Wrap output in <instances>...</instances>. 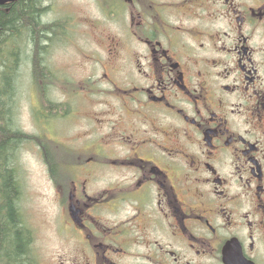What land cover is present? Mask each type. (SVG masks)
<instances>
[{
  "label": "flooded vegetation",
  "instance_id": "1",
  "mask_svg": "<svg viewBox=\"0 0 264 264\" xmlns=\"http://www.w3.org/2000/svg\"><path fill=\"white\" fill-rule=\"evenodd\" d=\"M92 3L105 22L77 33L95 73L49 61L65 31L40 46L41 96L28 64L29 143L66 249L46 264H264V0Z\"/></svg>",
  "mask_w": 264,
  "mask_h": 264
},
{
  "label": "trees",
  "instance_id": "2",
  "mask_svg": "<svg viewBox=\"0 0 264 264\" xmlns=\"http://www.w3.org/2000/svg\"><path fill=\"white\" fill-rule=\"evenodd\" d=\"M43 2L17 0L0 6V264H30L32 234L18 210L22 193L18 159L31 136L17 127L14 116L23 66L33 65L34 84L41 96L43 77L37 58L40 46L64 31L65 20L42 21L48 9Z\"/></svg>",
  "mask_w": 264,
  "mask_h": 264
},
{
  "label": "rangeland",
  "instance_id": "3",
  "mask_svg": "<svg viewBox=\"0 0 264 264\" xmlns=\"http://www.w3.org/2000/svg\"><path fill=\"white\" fill-rule=\"evenodd\" d=\"M42 5L48 7L47 12L42 16V21L49 23L54 20H62V22L65 20L63 22L65 23L63 41L58 45L59 48L51 50L49 61L55 63L57 68H62V66L66 65L71 66L69 67V73L72 75L76 74V79L80 78L82 80L86 78L90 71L95 73L97 69L92 64H89L87 57L94 53L96 43L91 39L92 45L83 33L77 32L87 29L84 25V20L86 19H93L98 24L105 22L100 6H95L92 0H44ZM76 20L82 25H77ZM101 29L103 30L102 26L100 27ZM58 38H51L49 43L52 44ZM54 43H57V41ZM21 73L14 119L21 131L29 135L39 136L42 134V127L38 129L39 135H37V127L31 124L29 120V113L33 112L32 98H35L36 92L30 84L28 65L23 66ZM57 97L58 100H65L60 94ZM62 108H65V105ZM72 109L73 107L71 106L66 112H73ZM86 110L90 112V106ZM34 112H37V109ZM70 124L64 119L57 122L52 128L53 132L51 133L54 134L56 140L62 146L67 144L64 137L68 138L69 135L73 134V128L69 126ZM18 168V180L22 191L18 207L24 213L25 223L29 227L31 226L36 234V244L38 245V251H41L40 256L43 259L41 263L46 264L50 261L49 257L56 255L58 252H63V250L66 251V249L61 244L62 240L55 236V226L51 222V217L55 213V201L46 181V170L41 152L39 153L36 143L28 142L23 144L19 154Z\"/></svg>",
  "mask_w": 264,
  "mask_h": 264
},
{
  "label": "water",
  "instance_id": "4",
  "mask_svg": "<svg viewBox=\"0 0 264 264\" xmlns=\"http://www.w3.org/2000/svg\"><path fill=\"white\" fill-rule=\"evenodd\" d=\"M17 0H0V6H3L4 4H7V3H12V2H15Z\"/></svg>",
  "mask_w": 264,
  "mask_h": 264
}]
</instances>
